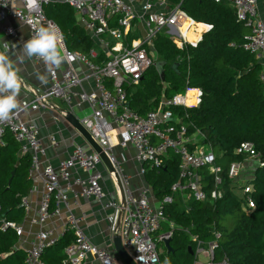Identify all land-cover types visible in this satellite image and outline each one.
<instances>
[{"label":"built area","instance_id":"1","mask_svg":"<svg viewBox=\"0 0 264 264\" xmlns=\"http://www.w3.org/2000/svg\"><path fill=\"white\" fill-rule=\"evenodd\" d=\"M209 1L215 4L227 2L232 7L236 21L250 31L241 47L258 59L264 53V22L258 14L257 0ZM52 3L67 4L80 16V27L102 51L105 61L101 65L92 64L87 57L68 51L63 39L68 59L56 69L54 77L48 74L49 86L33 91L31 101H22L25 106L22 111L9 121L0 122V143L5 133L10 134L18 145V154L30 157L28 176L31 182L37 180L42 184L40 201L32 224L44 225L59 214L61 204L76 205L80 196L98 203L105 197L101 175L97 170L104 162L98 153L93 149L85 150L77 146L56 166L41 167L46 150L39 141L38 129L23 119L28 110L47 109L52 106L53 101L70 107L74 97L73 91L81 89L82 84L90 77L95 83L94 90L78 93L80 102L88 105L90 113L78 121L106 155L114 169L113 172L109 171L110 177H120L125 194L124 204L121 199L119 202L107 201L103 204L105 209L113 211L109 217V232L112 236L118 235L121 238L122 246L136 264H161L157 243H163L172 236L171 231L159 234L167 223L162 212L163 206L172 204L175 196L185 203L191 199L203 202L219 198L221 170L215 165L213 152L201 144L202 135L198 133L199 139L191 140L187 136L186 126L179 118L174 117L170 109L177 106H198L202 96L199 88L187 87L182 94L170 100L162 98L158 107L144 116L131 111L127 106L126 88L136 86L143 73L155 64L157 54L154 41L159 34H164L176 47L183 49L187 44L198 43L203 33L212 30L213 26L196 22L181 8L182 0L170 8L168 0H39V8L34 11L27 8L25 0H0L1 31L8 38L16 37V29L7 24L8 19L24 25L29 38L40 26H47L49 23L56 25L45 17L43 11L44 6ZM134 3L138 4V12ZM163 8L165 10H162ZM135 20L140 24L135 23ZM181 21L187 23L184 31L180 28ZM190 28L197 34L198 40L195 43L185 36V32ZM91 56H96L94 50L91 51ZM32 60L44 66L39 58ZM76 63L86 69L83 74L75 69ZM189 92L194 93V103L191 105L186 102ZM76 106L79 107L80 104ZM49 141L54 143L55 139L50 138ZM129 146L135 150V159L140 165L147 163L157 173L163 166L164 157H168L169 153L177 155L178 179L171 185L170 195L159 201L148 184L139 188L136 197L128 195V183L122 176V162L114 154V149L118 147L124 150ZM236 152L249 155L256 167L264 166L251 143H241ZM244 164L229 165L227 177L233 183L242 176ZM201 168H205L213 179L209 194L203 190L201 178L197 174V170ZM73 170L82 171L86 177L75 175ZM141 172L144 173L143 168ZM243 184L240 189L244 208L246 206V210L253 209L252 185L248 181ZM34 192L33 186L21 199L24 213L31 210L29 195ZM70 223L74 242L65 249V262L87 264V256L91 255L100 264H113L109 251L93 245L78 227L75 219L70 218ZM169 226L173 229L174 225L169 223ZM8 229L13 230L17 236L22 234L19 224L0 219V231L5 232ZM189 237L192 241L196 240L191 235ZM57 239L51 231L39 230L26 252L25 264H44L41 256ZM214 247V242H197L194 251L195 264H229L226 259L214 260ZM199 257L204 261L199 262Z\"/></svg>","mask_w":264,"mask_h":264},{"label":"trees","instance_id":"2","mask_svg":"<svg viewBox=\"0 0 264 264\" xmlns=\"http://www.w3.org/2000/svg\"><path fill=\"white\" fill-rule=\"evenodd\" d=\"M178 4L181 0H170ZM181 8L198 23L213 29L204 33L196 44L179 49L170 38L159 34L154 47L156 62L163 63L164 80L155 68L147 69L136 86L126 88L127 106L142 116L154 111L162 98L168 100L185 89L199 88L202 92L198 106L171 107L174 117L187 128V136L200 133L201 144L215 155V165L221 170V196L215 200H189L178 196L162 212L167 223L159 234L171 231V252L162 242L157 243L161 264H195L197 242H214V260L226 259L229 264H264V166L256 167L252 178L253 209L233 194V182L227 177L231 163H242L249 155L237 153L241 143H251L264 163V81L258 60L242 49L250 31L238 23L234 10L227 2L215 4L209 0H182ZM45 17L55 23L63 34L68 51L87 57L94 65L105 61L102 52L95 57L94 42L75 20L73 10L64 3L43 7ZM181 29L187 27L181 21ZM191 28L185 32L189 34ZM234 45V46H231ZM155 62V63H156ZM174 65H177L174 68ZM194 103V93L188 98ZM179 158L169 153L163 158L160 172L143 164L144 178L154 196L161 201L170 195L171 185L178 179ZM30 157L18 154V145L5 133L0 143V219L20 224L24 218L21 199L31 189L28 176ZM203 190L209 194L212 176L205 168L197 170ZM173 224V229L169 226ZM189 235L196 238L192 241ZM18 237L8 229L0 231V264H25L26 252L16 249ZM74 242L71 229L66 230L41 256L44 264H69L65 249Z\"/></svg>","mask_w":264,"mask_h":264},{"label":"crops","instance_id":"3","mask_svg":"<svg viewBox=\"0 0 264 264\" xmlns=\"http://www.w3.org/2000/svg\"><path fill=\"white\" fill-rule=\"evenodd\" d=\"M167 4L169 8L174 5L170 0H168ZM257 6L259 17L264 22V0H257ZM134 8L138 12L139 7L137 3H134ZM162 10L165 9L163 8ZM74 17L76 23L80 26V16L77 13H74ZM134 22L140 24L138 20H135ZM7 24L12 25L16 29V37L8 38L0 29V50H3V43L8 42L11 50L9 55L13 60H16V55L14 53H18L19 47H22L23 43L30 38L26 27L21 23L13 19H8ZM192 33L194 32H192L191 28V32H189L190 36L188 33L185 35L189 36V40L195 43L198 39H190L192 37ZM196 35L197 34H195V36ZM13 44L18 46L13 47ZM94 51L96 55L98 52H102L97 46ZM257 60L261 65V77H263L262 80L264 81V53ZM18 67L20 69V75L23 78L20 100L31 101L33 91L37 89L43 90L49 86V76L46 74L45 67L41 64L34 63L33 60L25 59V61L19 64ZM75 69L77 72H81L82 74L86 71V69L79 63L75 64ZM38 73L46 76V83H41V81L37 79ZM94 87V80L89 77L82 84L81 89H75L73 91L74 97L70 107H67L59 101H53L51 107L43 110L39 109L37 111L28 110L23 116L24 120L31 122L38 129L39 141L46 150V156L41 161V167L48 165L56 166L60 160L66 159L71 154L73 148L77 146L85 150H92L83 136L71 125L68 120L65 119V112L70 113L77 120L87 116L90 113L89 107L86 103L80 102L78 93L81 91L85 93L90 92L94 90ZM191 94H189L188 97ZM76 104H80V106L77 107ZM50 138L55 139V142L51 143L49 141ZM190 139L197 141L199 139L198 134L190 136ZM114 154L122 162V176L128 183V195L134 198L136 197L139 188L147 185L144 175L141 172L143 166L136 161L135 150L131 146L124 150L116 147L114 149ZM250 163L254 162L250 159L245 161V173L247 172V174H245L244 178L250 179L254 174L256 165L254 163V169L250 171L248 169L250 168ZM97 170L101 175V185L105 193L103 201L98 203L92 199L80 196L77 199L76 205L72 203L67 206L61 204L59 207V214L53 216L48 222L41 226L32 224V220L36 217V209L40 201V192L42 190L41 182L33 180L31 188L34 186L35 192L29 195L31 210L24 213V218L19 224L22 228V234L21 236H17L18 240L16 249L19 248L27 252L33 239L35 238V234L39 230L51 231L54 236L59 238L66 230L70 229V218H73L75 219L78 227L83 231L85 237L93 245L106 249L110 252L113 264H124L114 252L112 245L113 236L109 232V217L112 215L113 211L103 207V204L107 201L119 202L120 199H122L123 193H121L119 189L117 180L110 177L109 168L106 164L98 166ZM73 173L81 178L86 177V174L79 170H73ZM120 214L121 212L119 215ZM86 262L87 264H100V262L91 255L87 256Z\"/></svg>","mask_w":264,"mask_h":264},{"label":"clouds","instance_id":"4","mask_svg":"<svg viewBox=\"0 0 264 264\" xmlns=\"http://www.w3.org/2000/svg\"><path fill=\"white\" fill-rule=\"evenodd\" d=\"M30 11L39 8V0H25ZM63 34L58 26L49 23L47 26H40L35 29L30 39L25 41L19 52L14 53L16 60L9 55L11 51L9 43H3V50H0V122H6L25 107L20 100V92L23 86V78L20 75L19 64L25 59L32 60L39 58L46 70V74L55 76L56 69L68 59L63 43ZM18 45L13 44V47ZM41 83H46V76L37 74ZM143 258V257H142ZM165 264H169L165 260Z\"/></svg>","mask_w":264,"mask_h":264},{"label":"water","instance_id":"5","mask_svg":"<svg viewBox=\"0 0 264 264\" xmlns=\"http://www.w3.org/2000/svg\"><path fill=\"white\" fill-rule=\"evenodd\" d=\"M160 79L163 81L164 80V71H163V63L160 62H156L154 64ZM177 65H174V68H176ZM65 119L68 120L71 125L83 136V138L88 142V144L90 145L91 149H93L96 153H98L100 155V157L102 158L104 164H106L109 168L110 172H113L114 169L111 166V164L109 163L106 155L102 152V150L100 149L99 146H97L91 139L90 135L86 132V130L80 125L79 121L73 117L70 113L65 112ZM116 176V180L119 186V189L121 191V193H123L122 195V203L124 204V198H125V194H124V190H123V185L121 182V179L118 175ZM170 239H166L163 241V245L167 251V253L171 252V248H170ZM112 245L114 248V252L116 253V255L119 257V259L124 263V264H136L133 259L130 257V255L127 253V251L124 249V247L122 246L121 243V238L118 235H114L112 237ZM2 260V256L0 255V261Z\"/></svg>","mask_w":264,"mask_h":264},{"label":"rangeland","instance_id":"6","mask_svg":"<svg viewBox=\"0 0 264 264\" xmlns=\"http://www.w3.org/2000/svg\"><path fill=\"white\" fill-rule=\"evenodd\" d=\"M256 165V164H255ZM254 163H250V168H248L250 171L253 170L254 168ZM249 171V172H250ZM245 174H247V172L245 173V164L243 165V171H242V176L239 177L235 183H233V185L231 186L233 189V194L236 195L239 199L243 198L242 195V190L240 189V186L243 184L245 185V182L249 180V178H244ZM166 224V223H165ZM165 224L163 225V227L165 226ZM161 232V231H160ZM199 262L204 261L201 257L198 258Z\"/></svg>","mask_w":264,"mask_h":264},{"label":"bare ground","instance_id":"7","mask_svg":"<svg viewBox=\"0 0 264 264\" xmlns=\"http://www.w3.org/2000/svg\"><path fill=\"white\" fill-rule=\"evenodd\" d=\"M181 28V27H180ZM196 34V33H195ZM195 34L194 33H192V37L190 38V39H195L197 36H195ZM186 36V35H185ZM189 36H190V34H189ZM189 36H186L188 39H189ZM192 92H189L188 94H187V97H188V95L189 94H191ZM187 97H186V102H187ZM187 104H189L188 102H187Z\"/></svg>","mask_w":264,"mask_h":264}]
</instances>
